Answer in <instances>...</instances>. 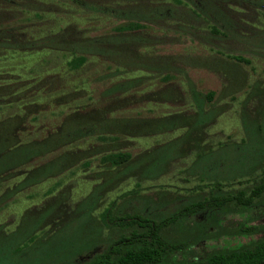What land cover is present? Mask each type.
Instances as JSON below:
<instances>
[{
	"label": "rangeland",
	"instance_id": "1",
	"mask_svg": "<svg viewBox=\"0 0 264 264\" xmlns=\"http://www.w3.org/2000/svg\"><path fill=\"white\" fill-rule=\"evenodd\" d=\"M131 22L139 26H125ZM217 22L223 33L209 30ZM0 25V113L13 119L21 111L19 132H29L22 137L37 135L27 142L54 134L73 109L176 122L157 132L142 124L141 134L151 136L121 134L119 149L132 153V163L160 156L152 176L110 168L101 155L111 138L94 136L11 168L0 182V264H73L81 254L85 260L88 249L115 237L100 216L112 201L116 212L151 204L157 217L168 215L181 200L207 192L198 185L209 181L223 143L242 145L237 161L264 155V0H0ZM71 48L87 56L79 68L68 62ZM18 119L2 122L0 144L14 142L9 133ZM72 148L73 165L40 172ZM229 180L244 188L254 182L250 173ZM240 212H232L231 225ZM259 225L254 237L264 234V215ZM194 230L171 226L168 236Z\"/></svg>",
	"mask_w": 264,
	"mask_h": 264
},
{
	"label": "trees",
	"instance_id": "2",
	"mask_svg": "<svg viewBox=\"0 0 264 264\" xmlns=\"http://www.w3.org/2000/svg\"><path fill=\"white\" fill-rule=\"evenodd\" d=\"M217 23L209 30L223 33L224 30H221L222 28ZM132 25L139 26V23L132 24L131 22L125 26L132 27ZM222 26L226 28L225 24ZM70 50L68 62L73 68L81 67L87 56L82 53H73L78 52L73 48ZM39 102L35 100L30 103L39 105ZM37 109L39 110L38 106ZM16 113L19 123L14 124L9 133V135L16 136V138L9 141L14 142L0 144V182H3L4 175L8 174L11 168L24 164L33 156L53 150L63 143H73L78 138H87L88 136L103 140L111 138L110 151H106L101 155L102 160L110 161V168L117 166L119 173L124 172L125 169L129 171L139 169L146 176H152L156 174V165L154 164L158 159H161L160 156L158 159H156L158 156L154 160L151 159L144 166L139 162L132 163L130 160L132 153L119 149V143H123L124 139L121 134L127 132L126 136L129 135L128 138H132L133 133L151 136L154 133L153 131L157 132L156 128L165 126H172L171 128H173V125H176L173 117L170 119L168 117L167 119L160 118L163 119L161 122L147 120L146 122H151L149 126H152L154 130L152 132L145 130L146 133L141 134L140 126L146 122L144 123L140 118L136 120H125L118 117L108 119L103 115L110 114L111 111L98 107H94L89 113H81L77 109H73L72 112H67L66 115L63 114L64 120L57 123L58 129L51 131L54 134L43 136L44 140L41 141L27 142L37 135L30 136L27 140L22 137L24 133L29 134V132H19L21 124L24 123L22 120L23 115L21 111ZM0 115L2 116L0 126L2 122L17 119H8L2 113ZM199 119L192 121L195 124ZM65 122L66 127H64ZM109 131L111 133H108ZM59 134L61 135L60 138L57 137ZM6 138L8 137H4L5 141ZM222 145H224L226 152L219 157L218 161H210L211 166L209 167L208 176H206L209 181L198 185L201 188L203 186L208 187L206 193H198L197 196L193 194L194 196L191 195L184 202L181 200L182 202L170 214L159 217L155 214L157 210L152 208L151 204H146L141 212L137 210L116 212L112 201L103 208L100 216L102 224L116 228L115 237L109 238L106 246L94 245L85 253V257H83L85 260L80 259L84 255L81 254L80 258H77L73 264H252L260 260L263 261L264 234L253 236L259 230L260 220L264 215L263 151L251 153L252 155L248 154L247 160L241 162L237 161V153H239L237 148L241 144L227 142ZM69 149L63 151V155H59L63 156L62 161L59 160L55 164L46 166L40 172L49 173L55 167L59 168L57 170H61L73 165L76 154L72 152L73 148L72 150ZM216 149V147L210 145L211 151ZM195 153L201 155L200 151ZM237 162L239 165L235 164ZM255 168H260L256 177L253 175ZM196 170L199 171V174H202L200 168ZM203 173H205V169ZM244 173H250L253 177L254 182L251 187H232L229 185L230 178L232 179V177L239 174L241 176ZM8 176L12 177L13 174ZM238 210L241 211L242 219L231 225L232 212ZM171 226L179 229L188 228L189 230L194 228L195 230L189 232L186 237L171 239L168 236ZM239 236L245 240L237 241ZM219 239H221V246H214L215 241L219 243Z\"/></svg>",
	"mask_w": 264,
	"mask_h": 264
},
{
	"label": "water",
	"instance_id": "3",
	"mask_svg": "<svg viewBox=\"0 0 264 264\" xmlns=\"http://www.w3.org/2000/svg\"><path fill=\"white\" fill-rule=\"evenodd\" d=\"M252 264H264V260L263 261H257V262H255V263H252Z\"/></svg>",
	"mask_w": 264,
	"mask_h": 264
},
{
	"label": "flooded vegetation",
	"instance_id": "4",
	"mask_svg": "<svg viewBox=\"0 0 264 264\" xmlns=\"http://www.w3.org/2000/svg\"><path fill=\"white\" fill-rule=\"evenodd\" d=\"M2 24V23H1ZM2 25H0V27H1Z\"/></svg>",
	"mask_w": 264,
	"mask_h": 264
}]
</instances>
